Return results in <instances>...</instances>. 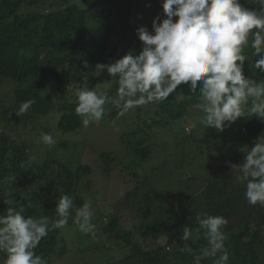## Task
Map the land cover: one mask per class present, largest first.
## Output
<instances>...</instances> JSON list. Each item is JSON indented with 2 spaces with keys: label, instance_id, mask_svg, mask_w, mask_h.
<instances>
[{
  "label": "trees",
  "instance_id": "trees-1",
  "mask_svg": "<svg viewBox=\"0 0 264 264\" xmlns=\"http://www.w3.org/2000/svg\"><path fill=\"white\" fill-rule=\"evenodd\" d=\"M240 3L249 9L256 7L247 0ZM154 18H165L162 0H0V85L3 80L9 82V88L4 89L5 103L0 101V215L7 212L6 201L15 199L24 206L25 218L55 219L56 202L67 194L74 201L69 223L76 209L87 202L78 186L91 187L87 179L90 165L72 167L50 155L49 150L34 151L30 148L32 140L26 136L36 132L42 141V133L50 134L52 126L40 124V116H48L54 110L60 114L54 134L76 131L83 117L75 112L74 92L85 84L90 90L106 91L115 99L118 78H112L107 71L98 74L95 65L113 63L129 52L139 54L143 42L136 29L144 26L151 33ZM252 51L250 43L243 49L248 57L243 74L259 82L264 79V72L254 67L258 56H252ZM29 99L35 103L28 113L18 117L15 112ZM198 103L199 90L192 93L189 85L181 84L167 100L137 107L123 116L115 105L106 104L102 118L121 124L120 140L132 155V163L157 155V170L163 178L170 170L172 154L180 162L189 149L201 144L202 135L208 136V148L215 150L220 143L232 146L231 140L243 139L241 135L252 139L244 145L249 148L258 137H264V121L247 113L228 125L232 127L230 131L224 128V136L223 131L205 128L204 113L191 110ZM196 132H200L198 140L192 137ZM60 144L63 142L49 148ZM168 145L176 147V151ZM245 155L242 150L233 153L211 175L204 176L201 191L177 200H172L171 195L164 197L160 186L149 181L150 171L131 170V176L124 173L128 176L127 189L101 220L100 232L93 231L102 234L103 240L97 239L88 247L97 250L100 246L108 248L107 243H111L127 252L123 258L106 264H192L193 255L180 248L187 243L198 254L201 247H207L203 230L197 231V215H219L228 221L222 230L227 236L229 264H264V206L247 202L246 182L238 181V173L230 169V163H241ZM99 157L105 170L114 169L116 164H111L115 158L109 152L103 151ZM122 168L120 165L116 171ZM176 172L180 173L178 180L190 179H185L180 164ZM84 180L87 182L83 184ZM186 226L193 230V239L188 242L180 239ZM61 231H50L35 249L46 264H52V256L67 250L62 245ZM6 258L7 254L0 252V264H5ZM202 264H212V259H205Z\"/></svg>",
  "mask_w": 264,
  "mask_h": 264
},
{
  "label": "clouds",
  "instance_id": "clouds-1",
  "mask_svg": "<svg viewBox=\"0 0 264 264\" xmlns=\"http://www.w3.org/2000/svg\"><path fill=\"white\" fill-rule=\"evenodd\" d=\"M247 3L256 7H243L240 0H162L165 18L153 19L151 33L144 26L136 29L138 39L143 42L139 54L129 52L113 63L95 65L98 74L107 71L112 78H118L116 98L106 91L94 92L87 84L75 89V112L85 117L83 125L99 122L106 104L115 105L123 116L137 107L167 100L181 84L189 85L192 93L199 90V103L195 107L204 113L206 127L223 131L246 113L264 121V79L257 82L243 74L244 61L248 58L243 49L249 43L252 56H258L254 67L264 72V0H247ZM34 103L33 99L22 102L15 114L19 117L28 113ZM202 136L201 144L189 149L186 155L202 156L210 144L208 136ZM41 137L46 145L56 143L50 134L42 133ZM242 151L246 153L244 160L230 163L231 172L238 173V181L246 182L247 202L264 206V137H258L250 148L244 147ZM30 160L34 161L35 157ZM6 203L7 212L0 215V252L7 254L5 264H46L35 249L50 231L68 225L73 198L65 194L58 199L55 219L25 218L23 205L15 199ZM92 216L91 202H85L76 209L73 223L80 232L93 233ZM196 220L197 231L203 230L207 247H201L196 254L185 243L180 251L193 255L192 264H202L208 258L212 264H229L227 236L222 230L228 221L219 215L203 218L197 215ZM180 239L192 240L193 230L184 227Z\"/></svg>",
  "mask_w": 264,
  "mask_h": 264
},
{
  "label": "rangeland",
  "instance_id": "rangeland-1",
  "mask_svg": "<svg viewBox=\"0 0 264 264\" xmlns=\"http://www.w3.org/2000/svg\"><path fill=\"white\" fill-rule=\"evenodd\" d=\"M5 88H9V82H7V80H3L0 85V101H2V103H5L6 99V92L4 93ZM191 110L193 112L201 111L196 107H193ZM59 117L60 114L58 111H51L48 116H40V124L52 126L50 135L56 139L55 141L59 143L63 142V144L58 145L56 148H49V145L39 140L36 132H28L31 137L27 135L26 139L32 140L30 145L32 150L37 151V149H44L43 152L49 150L50 155L54 154L72 167L80 163L90 165L92 170L87 176V179L90 180L91 187L87 188L85 185L80 184L78 190L87 202H91L93 213L91 221L94 223V230L97 232H100L101 220L105 215L111 212V205L123 194V190L127 189L129 185L128 176L125 177L123 175L124 173H128L131 176V170H139L141 173H143V170L145 172L150 171L149 174H151V176L149 175V181L155 184L156 187L160 186V192H163L164 197L168 198L171 195L172 200H177V198L185 197V195L191 196L197 193L204 185L205 175L207 176L212 169H216L220 162L226 160L233 153L242 150L245 143L251 142L249 136L241 135L243 139L234 137L231 140L232 146L228 145V143L218 144V150L209 149L208 146L210 144H208L202 156L198 153H193L186 155L180 162L178 160L176 162V154L173 153L169 162L170 170L163 178L162 176L160 177V170H157L158 168L160 169V164L158 162L160 158L157 155L154 158L151 157L146 161H142V164L138 161L132 163V155L122 146L120 140V134L123 130L120 123L111 122L104 117L99 122L90 121L87 127H85L82 122V125L76 131L63 134L55 132L54 134V129L56 128ZM84 118L85 117H83V119ZM51 119L52 121L50 123L49 120ZM189 128V126L186 127L188 130ZM199 128H201V126H197V129ZM205 128L211 127L205 126ZM224 130L230 131L231 127L228 126ZM225 131L222 133L223 136ZM192 137L198 140L200 132L193 133ZM34 139L37 140L34 141ZM163 141L168 143L167 139H163L162 142ZM59 143H55L54 146ZM166 147L176 151V147H172V145ZM103 151L109 152L110 156L115 158V162L111 164V167L116 164L112 171H110L111 168L105 170L100 164L101 161L99 156ZM205 161L206 163L204 165ZM178 164H180L181 172L189 176H186L185 179L190 178L186 181L184 180L185 184L183 186L180 185L182 180H178L180 173L176 172V166ZM120 165L123 168L120 171H116L117 167ZM175 175L176 177H174ZM86 182L87 181L84 180L83 184ZM180 190L181 192L179 194ZM75 215L76 212L73 214L72 220L69 221L68 226L61 231L64 242L62 245H65L67 250L60 256H52V264H106L111 260L117 261L127 254L125 250L119 249L117 245L111 243H107L108 248L100 246L97 250H91L88 246L97 239L103 240L100 238L102 234H95L94 232L88 236L84 234L80 235L78 227L73 223Z\"/></svg>",
  "mask_w": 264,
  "mask_h": 264
}]
</instances>
